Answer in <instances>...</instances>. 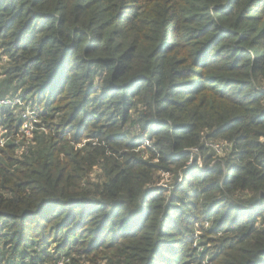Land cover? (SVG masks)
<instances>
[{"label":"trees","instance_id":"obj_1","mask_svg":"<svg viewBox=\"0 0 264 264\" xmlns=\"http://www.w3.org/2000/svg\"><path fill=\"white\" fill-rule=\"evenodd\" d=\"M15 97L0 264H264V0H0Z\"/></svg>","mask_w":264,"mask_h":264},{"label":"built area","instance_id":"obj_2","mask_svg":"<svg viewBox=\"0 0 264 264\" xmlns=\"http://www.w3.org/2000/svg\"><path fill=\"white\" fill-rule=\"evenodd\" d=\"M6 103H11V104H20L23 105V101L20 97H15V99H4L0 101V104H6ZM23 118L25 119L20 127L19 135H26V137H30L32 135L33 128L36 126L37 123L40 122V119L38 117V114L30 110L29 108L23 109L22 114ZM12 137V134L7 130V129H0V147H3L7 144V142L10 140ZM17 137H19L17 135ZM22 138H24L22 136ZM20 140V139H19ZM219 153H221V150L223 149V144H213L212 145ZM195 241V245H196ZM59 264H65V260L61 259Z\"/></svg>","mask_w":264,"mask_h":264},{"label":"rangeland","instance_id":"obj_3","mask_svg":"<svg viewBox=\"0 0 264 264\" xmlns=\"http://www.w3.org/2000/svg\"><path fill=\"white\" fill-rule=\"evenodd\" d=\"M19 137H17V139L19 140V139H22V136L21 135H18ZM165 179H166V182H168L169 180L168 179H170V176L169 175H166L165 176ZM168 180V181H167ZM164 182V181H163Z\"/></svg>","mask_w":264,"mask_h":264}]
</instances>
